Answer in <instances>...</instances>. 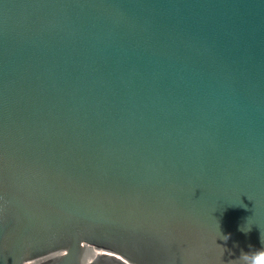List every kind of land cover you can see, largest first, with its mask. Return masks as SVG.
Wrapping results in <instances>:
<instances>
[{"label":"water","instance_id":"water-1","mask_svg":"<svg viewBox=\"0 0 264 264\" xmlns=\"http://www.w3.org/2000/svg\"><path fill=\"white\" fill-rule=\"evenodd\" d=\"M261 233L264 0H0V264H233Z\"/></svg>","mask_w":264,"mask_h":264},{"label":"clouds","instance_id":"clouds-1","mask_svg":"<svg viewBox=\"0 0 264 264\" xmlns=\"http://www.w3.org/2000/svg\"><path fill=\"white\" fill-rule=\"evenodd\" d=\"M219 225V224H218ZM251 230V226L249 225V222L245 225L240 226V231L242 232H249ZM230 237V234H223L221 233L219 229V234L217 238L223 239L227 241ZM217 241V239H216ZM261 241L264 243V234L261 233ZM217 243V242H216ZM219 245V244H218ZM221 246V245H220ZM224 249V247H223ZM225 251V249H224ZM224 255V253H223ZM233 264H264V247H261L259 249L248 251V252H241V255L234 261H232Z\"/></svg>","mask_w":264,"mask_h":264}]
</instances>
